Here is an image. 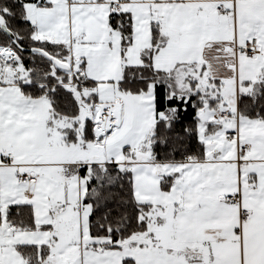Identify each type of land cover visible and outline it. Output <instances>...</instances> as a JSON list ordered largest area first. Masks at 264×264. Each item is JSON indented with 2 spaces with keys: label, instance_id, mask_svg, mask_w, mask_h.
<instances>
[{
  "label": "snow or ice",
  "instance_id": "obj_1",
  "mask_svg": "<svg viewBox=\"0 0 264 264\" xmlns=\"http://www.w3.org/2000/svg\"><path fill=\"white\" fill-rule=\"evenodd\" d=\"M0 264H264V0H0Z\"/></svg>",
  "mask_w": 264,
  "mask_h": 264
}]
</instances>
